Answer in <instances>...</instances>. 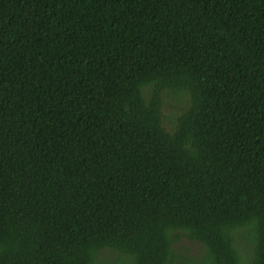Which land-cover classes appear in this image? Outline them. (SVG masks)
I'll return each mask as SVG.
<instances>
[{"label": "trees", "instance_id": "obj_1", "mask_svg": "<svg viewBox=\"0 0 264 264\" xmlns=\"http://www.w3.org/2000/svg\"><path fill=\"white\" fill-rule=\"evenodd\" d=\"M0 264H264V0H0Z\"/></svg>", "mask_w": 264, "mask_h": 264}, {"label": "rangeland", "instance_id": "obj_2", "mask_svg": "<svg viewBox=\"0 0 264 264\" xmlns=\"http://www.w3.org/2000/svg\"><path fill=\"white\" fill-rule=\"evenodd\" d=\"M164 103H163V113L166 117L165 123L170 128L173 127L174 121L176 117L181 113V111L186 107L187 105V97L185 98H176V97H169L168 95H164L163 97ZM197 242H191L188 239H185L181 242V245L179 247V251L182 252L184 255H193L197 252L198 246ZM106 255L109 256L112 261L115 260L116 254L106 252Z\"/></svg>", "mask_w": 264, "mask_h": 264}]
</instances>
